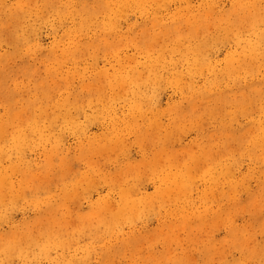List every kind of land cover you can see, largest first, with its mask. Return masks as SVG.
I'll use <instances>...</instances> for the list:
<instances>
[{
	"label": "rangeland",
	"instance_id": "1",
	"mask_svg": "<svg viewBox=\"0 0 264 264\" xmlns=\"http://www.w3.org/2000/svg\"><path fill=\"white\" fill-rule=\"evenodd\" d=\"M256 28L264 0H0V264H264Z\"/></svg>",
	"mask_w": 264,
	"mask_h": 264
},
{
	"label": "bare ground",
	"instance_id": "2",
	"mask_svg": "<svg viewBox=\"0 0 264 264\" xmlns=\"http://www.w3.org/2000/svg\"><path fill=\"white\" fill-rule=\"evenodd\" d=\"M256 1V0H255ZM240 3V2H239ZM254 3H256V2H254ZM254 5V4H253ZM236 7V6H235ZM215 8V7H214ZM241 9V8H240ZM249 9V8H248ZM257 10V8H254V10L253 11H256ZM249 13L246 15V16H250L251 18H252V16H254L255 15V13H253L252 12V10H249L248 11ZM206 13V12H205ZM258 13V12H257ZM254 21L256 20V19H253ZM155 24V23H154ZM195 28H197V27H195ZM193 29V28H192ZM193 35V34H192ZM246 42V44L244 43V48H245V45H246V48H249V50H248V53H250V54H253V53H255L256 51H258V46H259V43L260 42H262L263 44H264V29H259V28H256V37H255V39H254V41H250V40H248V41H245ZM264 50V49H263ZM260 52H262V50L260 51ZM247 53V52H246ZM246 55V54H245ZM95 88V87H94ZM3 100V99H2ZM48 107V106H47ZM16 114V113H15ZM13 116H14V114H13ZM15 117V116H14ZM13 117V118H14ZM18 122V121H17ZM1 129V128H0ZM7 130V129H6ZM1 134V133H0ZM258 134V136H260V138H264V130H262V129H260L259 130V133H257ZM255 144V143H254ZM260 145V144H259ZM263 145V144H262ZM256 146V145H255ZM48 159V158H47ZM53 164V163H52ZM44 176V175H43ZM46 176V175H45ZM48 177V176H47ZM45 178V177H44ZM122 197V196H121ZM103 211V210H102ZM118 214V213H117ZM113 215V214H112ZM114 218V217H113ZM96 220V219H95ZM103 220V219H102ZM24 236V235H23ZM25 239V238H24Z\"/></svg>",
	"mask_w": 264,
	"mask_h": 264
}]
</instances>
